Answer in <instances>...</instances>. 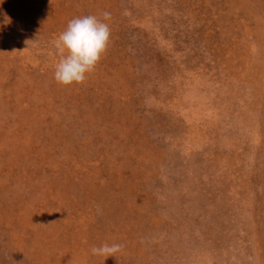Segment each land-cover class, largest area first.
Returning a JSON list of instances; mask_svg holds the SVG:
<instances>
[{
  "label": "rangeland",
  "instance_id": "rangeland-1",
  "mask_svg": "<svg viewBox=\"0 0 264 264\" xmlns=\"http://www.w3.org/2000/svg\"><path fill=\"white\" fill-rule=\"evenodd\" d=\"M0 264H264V0H0Z\"/></svg>",
  "mask_w": 264,
  "mask_h": 264
},
{
  "label": "clouds",
  "instance_id": "clouds-1",
  "mask_svg": "<svg viewBox=\"0 0 264 264\" xmlns=\"http://www.w3.org/2000/svg\"><path fill=\"white\" fill-rule=\"evenodd\" d=\"M103 20L88 15L74 18L57 39L53 41L59 61L55 65L54 79L63 86L82 85L87 75L92 73L110 43L108 21L111 14L104 12ZM122 245L107 243L93 247L91 253L102 257H114L121 251Z\"/></svg>",
  "mask_w": 264,
  "mask_h": 264
}]
</instances>
